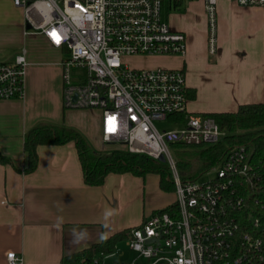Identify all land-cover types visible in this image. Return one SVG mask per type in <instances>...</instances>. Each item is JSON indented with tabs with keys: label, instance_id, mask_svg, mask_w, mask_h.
Returning a JSON list of instances; mask_svg holds the SVG:
<instances>
[{
	"label": "built area",
	"instance_id": "2783aa9c",
	"mask_svg": "<svg viewBox=\"0 0 264 264\" xmlns=\"http://www.w3.org/2000/svg\"><path fill=\"white\" fill-rule=\"evenodd\" d=\"M12 1L23 9L30 29L69 53L62 60L64 107L100 111L105 144L155 159L164 155L175 182L168 210L148 215L127 232L136 258L114 261V251L78 264H264V236L240 232L232 214L243 206L238 179L250 186L257 182L251 150L236 146L208 170L212 177L182 181L171 147L214 144L224 132L212 115L189 110L183 68L131 61L184 55L187 35L165 20L162 10L165 1L178 9L193 0ZM204 1L209 52L216 54L219 0ZM235 1L260 8L264 16V0ZM26 67L24 48L12 62H0V99L24 96ZM159 122L168 125L160 128ZM253 228H260L259 218ZM7 259L23 262L15 251Z\"/></svg>",
	"mask_w": 264,
	"mask_h": 264
},
{
	"label": "crops",
	"instance_id": "0c3cea01",
	"mask_svg": "<svg viewBox=\"0 0 264 264\" xmlns=\"http://www.w3.org/2000/svg\"><path fill=\"white\" fill-rule=\"evenodd\" d=\"M14 6L0 0V62H12L24 48L27 67L24 96L0 99V152L11 159L0 162V264H9L10 251L22 256L20 264H64L65 256L139 225L171 204L175 193L162 190L155 173L111 172L100 185L86 183L74 141L38 145L36 169L24 171L25 135L40 122L76 128L99 151L112 148L102 140L100 111L64 107L65 50L28 28L25 15L23 22L14 21L7 12ZM182 6L168 22L187 35L177 68L186 72L189 110L210 114L262 102L263 11L219 0L218 52L210 54L205 1ZM156 58L168 64L166 58L175 57ZM91 111L98 113L94 130Z\"/></svg>",
	"mask_w": 264,
	"mask_h": 264
},
{
	"label": "trees",
	"instance_id": "16d2710c",
	"mask_svg": "<svg viewBox=\"0 0 264 264\" xmlns=\"http://www.w3.org/2000/svg\"><path fill=\"white\" fill-rule=\"evenodd\" d=\"M210 115L216 119L224 132L221 140L214 144L176 145L179 176L182 181L196 180L211 167L219 164L230 149L240 145L247 146L252 152L251 161L257 173V178L254 179L257 182L250 186L245 180L238 179L239 183H242L239 186V195L243 196V206L241 208L235 206L232 214L239 223L240 232H258L264 236V100L258 103L241 104L236 111L214 112ZM69 141H74L76 144L85 181L90 185L102 184L111 172H131L140 176L155 173L159 175L161 189L175 193L172 171L166 161L146 154L130 152L122 146L99 151L78 129L47 122L38 123L25 135L24 171L31 172L36 169L38 145H59ZM0 162L10 163L11 159L0 152ZM174 200L151 214L168 210ZM254 218H259L260 228L258 229L253 228ZM134 227L136 226L128 227L100 243L65 256L63 263L78 264L83 259H93L114 252L117 244L126 240L127 232Z\"/></svg>",
	"mask_w": 264,
	"mask_h": 264
},
{
	"label": "rangeland",
	"instance_id": "374dc122",
	"mask_svg": "<svg viewBox=\"0 0 264 264\" xmlns=\"http://www.w3.org/2000/svg\"><path fill=\"white\" fill-rule=\"evenodd\" d=\"M185 7V6H184ZM184 7L182 6L181 10L184 9ZM177 9H175L173 7V5H170V3H168V1H165L164 3V6H163V10H162V16L165 20L168 21V19L172 18V15L177 13V11H175ZM9 13V16L16 22H23L24 20V11L21 7H18V6H14L12 8H10L8 11ZM62 56H63V59H66L68 56H69V53L67 50H65L63 53H62ZM180 55H172L170 57H175V58H166L168 59L169 63L166 64V63H162L160 61V58H152L153 60H149V59H133L131 60L132 61V64L133 65H136V66H156L159 64L161 65H164V66H167V67H175L177 68L178 67V63L180 60L179 58ZM177 59V60H176ZM165 60V59H164ZM157 62V63H156ZM152 64H155V65H152ZM90 114L92 115L91 116V119H90V126L92 127V129L94 130L95 127H96V124H95V120H97V116H98V113L95 111H91ZM95 116V117H94ZM158 126L160 128H163V127H167L166 124H164V122H159L157 123ZM104 145H108V144H104ZM109 146V145H108ZM115 146H111V148H114ZM95 148V147H94ZM96 149V148H95ZM97 150V149H96ZM171 151L173 153V156L174 158L177 160L176 158V148L175 146L171 147ZM168 163V162H166ZM169 165V164H168ZM214 175V173H209V171L205 172L201 177L203 179H207L209 177H212ZM136 255L137 253L134 252L133 250H131L126 242V240L124 241H121L117 244L116 248H115V255L112 256L110 259L111 260H114V261H132L134 258H136Z\"/></svg>",
	"mask_w": 264,
	"mask_h": 264
},
{
	"label": "water",
	"instance_id": "95a60500",
	"mask_svg": "<svg viewBox=\"0 0 264 264\" xmlns=\"http://www.w3.org/2000/svg\"><path fill=\"white\" fill-rule=\"evenodd\" d=\"M27 27L28 28H30L31 27V25L27 22ZM159 160H161V161H165V156L164 155H161L160 157H159Z\"/></svg>",
	"mask_w": 264,
	"mask_h": 264
}]
</instances>
